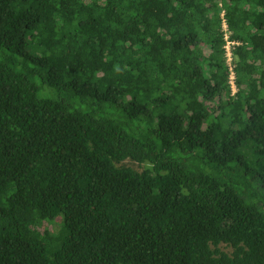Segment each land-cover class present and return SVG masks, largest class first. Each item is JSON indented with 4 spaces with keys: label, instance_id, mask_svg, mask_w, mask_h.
<instances>
[{
    "label": "trees",
    "instance_id": "1",
    "mask_svg": "<svg viewBox=\"0 0 264 264\" xmlns=\"http://www.w3.org/2000/svg\"><path fill=\"white\" fill-rule=\"evenodd\" d=\"M0 264H264V0H0Z\"/></svg>",
    "mask_w": 264,
    "mask_h": 264
},
{
    "label": "built area",
    "instance_id": "2",
    "mask_svg": "<svg viewBox=\"0 0 264 264\" xmlns=\"http://www.w3.org/2000/svg\"><path fill=\"white\" fill-rule=\"evenodd\" d=\"M224 29L226 32V40H227V45H226V50H227V63L230 66L231 70V82L233 84L234 89L236 88V83H235V69H234V64H233V45L235 44V41H232L230 39V32L228 31V26L227 23L224 22Z\"/></svg>",
    "mask_w": 264,
    "mask_h": 264
},
{
    "label": "rangeland",
    "instance_id": "3",
    "mask_svg": "<svg viewBox=\"0 0 264 264\" xmlns=\"http://www.w3.org/2000/svg\"><path fill=\"white\" fill-rule=\"evenodd\" d=\"M235 90H236V88H235ZM201 108H202L201 104H198L196 106V109H201ZM133 109H134V111L138 112L139 110L142 109V106L141 105H135ZM196 112L198 113V111H196ZM123 164H125L127 166H131V167H133V168H135V169H137L139 171L144 170V167H145V164H140V163H138V162H136V161H134L132 159L125 160L123 162Z\"/></svg>",
    "mask_w": 264,
    "mask_h": 264
}]
</instances>
